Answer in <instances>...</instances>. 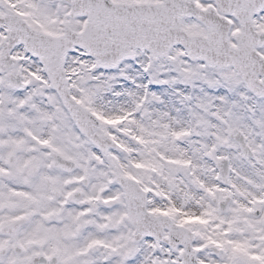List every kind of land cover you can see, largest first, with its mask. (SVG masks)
I'll use <instances>...</instances> for the list:
<instances>
[{
	"label": "snow or ice",
	"instance_id": "obj_1",
	"mask_svg": "<svg viewBox=\"0 0 264 264\" xmlns=\"http://www.w3.org/2000/svg\"><path fill=\"white\" fill-rule=\"evenodd\" d=\"M0 264H264V0H0Z\"/></svg>",
	"mask_w": 264,
	"mask_h": 264
}]
</instances>
